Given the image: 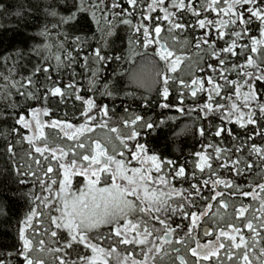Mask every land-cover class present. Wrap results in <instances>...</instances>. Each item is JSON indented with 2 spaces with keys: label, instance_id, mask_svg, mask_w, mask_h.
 Segmentation results:
<instances>
[{
  "label": "trees",
  "instance_id": "obj_1",
  "mask_svg": "<svg viewBox=\"0 0 264 264\" xmlns=\"http://www.w3.org/2000/svg\"><path fill=\"white\" fill-rule=\"evenodd\" d=\"M123 9L132 13L129 16L121 9H115L118 15L111 11H103L104 7H110L112 0H103L101 9L91 8L92 4L100 3V0H83V10H79L81 0H0V264H24L23 256L20 255L23 241L20 238V230L24 228V235L33 242V258L43 261V264H59L61 259L68 261H79V256L83 255L91 258L96 254L90 248H85L83 244H74L72 249L64 247L65 238L68 237V230L61 228L57 230V236L51 237L50 231L55 230L51 225L50 216L60 215L56 211L57 205L51 203L56 199L59 185L63 182L64 170L59 168V163L69 164L74 158L72 150L77 140H68L63 135L59 127H45V137L47 140H34L30 144L23 137L33 135L32 131L23 128L17 123L19 116L31 119L33 108H48L51 115L44 116L45 122L51 120H61L72 123L76 126L88 123L92 127L91 132H85L78 136V140L86 143L84 150L75 149V158L79 159L81 154H88L91 142L99 140L106 144L109 154H113V146L117 151H124L125 157L128 152L123 148L117 139V132H112L116 128L121 137L129 134L132 127L140 131L137 138L140 143L145 144L148 155H156L162 161L172 160L176 167L184 166L185 176L172 179L176 189H183L187 196L191 191L192 183L209 180L208 187H202L201 195L195 197V206L187 200L175 196L172 207L177 204H184L186 212L196 211L200 216L198 226L191 233L188 232L190 217L184 219L181 213L176 212L167 216H161L167 221L169 229H174L172 237L168 243L156 241L157 235L163 236L164 226L149 217H144L147 227L153 231L150 238L162 246L159 254H150V264H197L196 258L191 256L190 247H195V240L200 243H207L209 240L213 244L218 243L217 237L221 228L230 234L229 224L240 228L241 234L245 236L249 245H252L254 233L244 226L246 222L252 221L254 226L259 225L264 218V209L261 208V198L264 193H260L257 185L264 183V161L257 154H250L251 146L264 148V135H260L264 130V117L257 112L256 124L241 127L240 124L222 120L220 112L211 113L205 118L200 111V105L208 103V89L211 85L205 83L204 91L198 86L192 85L193 79H204L212 75L219 83L217 73L224 70L225 76L229 80L242 82L238 74L243 70H253L247 65L246 58L251 56L255 63L264 67V45H257L258 51L252 53V39H264L261 31L264 24L252 18L247 25H228L222 31L221 37L216 28L209 30L201 29L196 25L197 17L192 14L191 9L200 11V18L218 21L227 20L228 17L218 11L207 10L202 7L205 0H184L185 4L191 7L185 10L171 9L177 12L182 23L187 25L184 30H174L170 35L167 31L168 22L163 21V13L159 9L150 13L154 18L152 21H142L140 8L147 12V3L150 0H139L136 9L127 3V0H117ZM223 5L221 4L217 7ZM165 6H169V0H165ZM245 8L247 6H244ZM93 12L95 15H93ZM19 13V14H17ZM161 17L155 21L156 17ZM74 17L73 19H67ZM129 19L131 24H124L122 21ZM244 19L249 20L248 14ZM144 23L151 26L159 23L161 32V42L167 45L176 57L180 58V63L176 71L168 70L169 75V96L165 100L162 96L163 84L156 76L158 71L165 68V63L155 56L156 45H150L147 49L143 47L142 32L135 31V25ZM246 27L247 32L241 37H234L232 33ZM205 32H209L207 39L209 44L201 45L197 48L196 38H204ZM110 33V34H109ZM175 37V39H173ZM235 40L237 47L234 49L235 55L221 53L220 50L231 45ZM187 41V43H185ZM247 45V47H242ZM215 48L221 58L225 59V64L220 65L212 49ZM96 49L101 50V54L112 57L106 64L97 63L93 59ZM61 57L59 67L56 56ZM89 58V66L84 67V57ZM120 57V59H115ZM208 64L217 68V73L208 69ZM232 65H236L233 68ZM36 68H46L49 71L34 72ZM93 72L95 78L93 80ZM32 83L29 84L28 80ZM180 81H183L182 85ZM69 84L74 87H68ZM53 87H60L63 97L52 96L48 90ZM197 88V95L191 96V88ZM259 91L264 92V88ZM106 90L111 92L107 95ZM245 91L242 89V92ZM234 89L231 86H224L220 96L213 93L212 103L230 104L233 101L226 100L225 97L233 95ZM24 93V95H21ZM32 93V96L27 95ZM47 95L45 102L43 97ZM76 95L84 99H94L97 107L106 105L109 112L106 126H99L101 120L86 122L81 116L83 105L82 100L75 99ZM233 100L238 104H243V97H235ZM168 103V108L161 107ZM183 108V111L180 109ZM92 114H96L93 109ZM136 116L142 117L135 126L130 123L125 125V121H131ZM145 121L152 122L154 127L148 129L143 127ZM230 129L232 135L225 131L221 136L213 135L217 128ZM204 129V135H200V129ZM47 143L50 147H63L68 155L56 154L52 159L51 153H45L48 159H44L40 154L35 153L34 145ZM136 141H128L132 147ZM11 148V152L8 149ZM238 148L240 150H238ZM217 149L220 151L217 152ZM201 153L198 157L195 153ZM240 158L253 164L249 170L242 163L239 167V175L231 168L221 167L222 162L229 165L232 161ZM119 158V157H118ZM204 163V170L201 172L199 165ZM39 160V164L36 163ZM135 166H139L133 162ZM211 165V168L208 165ZM52 166L54 171L45 175L47 166ZM168 172L170 166L166 163L162 166ZM35 173V175H32ZM196 174V179H192V174ZM57 180L56 185H52V193L45 191L41 186L42 181ZM220 179L232 183V188H226L223 183L216 188H212V181ZM24 181L23 183L21 181ZM70 187L68 191L79 195L84 189L87 179L79 174L70 177ZM239 185L242 191L252 192L255 189L258 194L244 197L239 194L236 186ZM251 185V187H249ZM99 187L105 186V177L101 175ZM223 193L222 196L211 200L210 196L215 192ZM63 195V194H61ZM204 197V199L201 198ZM44 197H50L45 202ZM221 201L227 207L221 205ZM211 203L209 210L207 204ZM246 206L247 211L244 217L237 218V209ZM35 212L36 215L29 223H26L28 216ZM134 221L136 217H133ZM205 227L210 235H205ZM48 230L46 232L45 230ZM89 235L92 242L98 247L106 250L110 246L117 248V252L123 256L129 249H133L136 260H143L146 246H126L116 243L112 235L111 225H102L98 229L92 230ZM98 237V239H97ZM44 240V250L40 251L39 241ZM183 240V243L179 241ZM225 243V248L219 250V256L203 262V264H243L241 249L232 250V259H228L227 238H221ZM258 244L254 245L256 255L250 254L252 264H258L257 257L259 250L264 247V231L257 237ZM60 248L61 251L54 252L52 249ZM142 248L144 249L142 251ZM250 253L252 249H249ZM154 256V260L152 258ZM103 259V258H102ZM108 264H117L115 254L106 257ZM99 264V261H97ZM130 264V262H129Z\"/></svg>",
  "mask_w": 264,
  "mask_h": 264
},
{
  "label": "snow or ice",
  "instance_id": "obj_2",
  "mask_svg": "<svg viewBox=\"0 0 264 264\" xmlns=\"http://www.w3.org/2000/svg\"><path fill=\"white\" fill-rule=\"evenodd\" d=\"M127 3L132 6L133 9L137 8L139 0H127ZM221 4V0H205L202 5L205 11L213 10L218 11L228 17L227 20H219L217 27V21L207 20L206 18H200V11L192 8V14L197 17L196 25L201 29L216 28L217 33L222 37L225 29L229 24L237 25L239 22L240 25H247L252 18L259 20L264 24V0H223V5L217 7ZM103 5V0H100V3L92 4L91 8L101 9ZM244 6H247L246 8ZM83 0L79 10H83ZM190 5L185 4L184 0H169V6H165V0H150L147 3V12L144 11V8L141 7V20L142 21H152L154 18L150 15L151 12L159 9L163 13L162 20L168 22V33L171 35L174 30H184L187 25L182 23L177 15V12L171 11V9L185 10L190 8ZM121 9L122 12H126L129 16L132 15L127 9H123L122 6L117 2V0H112L110 7H104L103 11H111L114 15L119 13L115 12V9ZM19 14V13H17ZM245 14H248L249 20L244 19ZM93 15L95 13L93 12ZM74 17H68L67 19H73ZM161 17H156L155 21H159ZM124 24H131L129 19H124L122 21ZM136 32H142L143 34V47L147 49L150 45L155 44L156 49H154V55L158 59L165 63V68L156 73V76L162 81L163 91L162 96L167 100L169 96V75L168 70L172 72L176 71L177 65L180 63V58L174 57L173 51H171L167 45V42H161V32L162 28L159 23H153L150 27L145 26L144 23L138 22L134 26ZM247 32V28L243 27L239 31H234L232 35L234 37H241ZM110 34V33H109ZM209 32H205L204 38H196V47L199 48L201 45L209 44L207 36ZM261 36L264 37V30L261 31ZM175 39V37H173ZM252 39V47L250 51L256 53L258 51L257 45H264V39ZM187 43V41H185ZM237 47L235 40L232 41L231 45L220 50L221 53H230L235 55L234 49ZM242 47H247L244 45ZM212 55L215 56L220 65L225 64V59L221 58L217 53L215 48L212 49ZM93 59L97 63L106 64L112 57L107 56V54H101L100 49H96L93 53ZM115 59H120V57H115ZM58 62L57 66L61 61V57L56 56ZM247 65L251 66L253 70H243L244 66H239L242 71L238 73L241 78V81L229 80L225 74L224 70L221 69L217 73V68L212 64H208V69L213 73H217L220 80L224 81L222 85L215 79L212 75L207 76L204 79H193L191 81L192 85L198 86L201 91H204V85L207 83L211 85V88L208 89V103L200 105V111L204 113L205 118L209 114L220 112L221 119L227 120L229 122L233 121L240 124L241 127L246 125L256 124L255 119L256 113L258 112L260 116L264 117V92L259 91L258 84L260 88H264V67L256 64L254 59L251 56L246 58ZM89 66V58L84 57V67ZM233 68H236V65H232ZM45 72L49 70L46 68H36L34 72ZM95 72H93V80L95 78ZM28 83L31 84L32 81L29 78ZM183 85L184 82L180 81ZM224 86H231L234 89L233 95L235 97H243V104H238L233 100V95H228L225 97L226 100L233 101L230 104L225 103H212L213 93L216 96H220L221 90ZM68 87L72 88L74 85L69 84ZM242 89L245 91L242 92ZM48 94L52 96H61L63 97V92L60 87H53L48 90ZM107 95H111V92L106 90ZM24 95V93H21ZM27 95L32 96V93ZM197 95V88H191V96L195 97ZM44 101H47V95L43 97ZM75 99L82 100L83 105L86 107L82 108L81 116L86 122H93L97 120V116L101 117L99 126L105 127L106 120L105 117L108 116V108L106 105H101L97 107L94 99L88 98L84 99L79 95H76ZM170 105L164 103L161 105L163 108H168ZM96 109V114L93 115L92 111ZM184 109L181 108L180 111ZM51 113L48 108H33L31 110V119H26L23 115L19 116L17 123L22 125L23 128L29 129L32 131L33 135L23 137V139L28 140L30 144H33L34 140H47L45 137L44 129L45 127H59L63 132V135L67 137L68 140H77L74 149L72 150L73 159L69 164H64L63 162L59 163L58 167L63 169V182L59 185V191L56 193V199L51 200V203L57 205L56 211L60 215L50 216L51 225L54 226L55 230L50 231L51 237L55 238L57 236V230L64 228L68 230V237L65 238L64 247L72 249L74 244H83L85 248H90L93 253L96 255L89 258L80 255L79 261L82 264H108L106 257H111L115 254L117 259V264H147L150 254H159L163 249L162 246H158L156 242L150 238L153 236V231L149 230L144 220V217H149L152 220L157 221L159 224L164 226L163 236L157 235L156 241H163L168 243L172 237L174 229H169L167 221L162 219L161 216H167L172 213L179 212L181 213L184 219L190 217V226L188 232L191 233L198 226L197 222L200 219V216L203 213H197L196 211L186 212L184 210V204H177L176 207H172V201L175 196H180L181 199L187 200L190 204L195 206V197L201 195L202 187H208L209 180L205 179L202 182L192 183L190 185L191 191L187 196L184 195L183 189H176L172 181L168 178V175L171 174L172 179L185 176L184 166L176 167L174 161L167 160L162 161L156 155H148L147 148L145 144L140 143L137 139L141 133L136 130L135 127H132L129 134L125 137H121L116 128H112V132H117V139L120 141L124 149L127 150L128 156L125 157L124 151H117L115 146H113V154H109V150L106 144H102L99 140L91 142L92 146L88 154H81L79 159L75 158V149L84 150L86 148V143L83 140H78V136L82 135L85 132H91L93 129L90 124H80L76 126L72 123L61 121V120H51L50 122H45L42 117L50 116ZM142 120V117L136 116L130 122L125 121V125L128 126L129 123L132 126L137 124V121ZM143 127L152 129L154 124L152 122L145 121ZM227 131L228 135H232L230 129H225L223 127L217 128L213 135L219 137L223 132ZM260 135H264V130H261ZM200 135H204V129H200ZM128 141H136V143L129 147ZM238 150H240L238 148ZM11 152V148L8 149ZM35 153L40 154L44 159H48L47 156H44L45 153H51L52 159L56 158V154L60 153L61 155H68L65 152L63 147L56 146L50 147L47 143L43 145H34ZM220 150L217 149V152ZM250 154H257L258 157L264 161V148L257 147L256 145L251 146ZM196 156L200 157L201 153H195ZM119 157V158H118ZM139 165L135 166L133 164ZM36 163L39 164V160H36ZM167 164L169 167L168 172H165L163 165ZM244 164V167L251 169L253 167L252 163L247 161H242L239 157L232 161V164L229 165L226 162L221 163V167L228 168L231 167L237 175L240 174L241 169L240 165ZM69 167L72 171L69 172ZM201 172L204 170V163L202 158V163L199 165ZM211 168V165H208ZM54 169L52 166H47L45 170V175L53 173ZM81 175L87 179V183L79 193L76 195L68 191L70 187V177L72 175ZM105 177V186L99 187L101 183V175ZM35 175V173H32ZM192 179H196V174H192ZM24 182L23 180L21 181ZM223 183L226 188H232L233 185L229 181L216 179L212 181V188H216L219 184ZM57 180L53 179L49 181H42L41 186L45 191L52 193V185H56ZM251 187V185H249ZM260 193H264V183L257 185ZM237 191L240 195L244 197L253 196L256 198L258 195L253 189L252 192L242 191L239 185L236 186ZM63 194V195H61ZM223 193L217 191L214 195L210 196L211 200H215L217 197L222 196ZM202 199L204 197L201 196ZM45 202L50 200V197H44ZM223 207H227V204L221 201ZM212 207L211 203L207 204V208L210 210ZM261 208L264 209V198H261ZM247 211L246 206H241L237 209V218L244 217ZM36 215L33 211L27 218L26 223H29L31 219ZM133 217H136L135 221ZM261 219V223L258 226H254L252 221L245 223V227L249 232L254 233L252 237V245H249L248 241L245 239V236L241 234V229L229 224L228 227L231 228L230 234L225 229L221 228L219 230V236L216 238L218 243L213 244L209 240L205 244H201L199 240H195V247H190L189 251L191 256L196 258L197 264H203V262L211 260L213 257L219 256V250L225 248V243L221 238H227L228 241V259L231 260L233 257L231 255L232 250L241 249L243 247L242 260L243 264H252L250 259V254L255 256L254 245L258 244L259 241L257 237L261 236V231H264V218ZM102 225H111L112 226V235L116 239V243L126 246H146V252L143 260H136L133 255V249H129L123 256L117 252V248L110 246L109 249L103 247H98L97 243L92 242L93 238L89 233L98 229ZM48 232V230H45ZM205 235H210L206 232ZM20 238L23 241L22 250L20 255L23 256L24 264H43V261L33 258L31 253L33 251V242L31 239H28L24 235V228L20 230ZM98 239V237H97ZM183 243V240L179 241ZM40 251L44 250V240L39 242ZM252 249L251 253L249 249ZM144 249L142 248V251ZM51 251L59 252L60 248L52 249ZM103 258V259H102ZM154 260V256H152ZM258 264H264V247H261L259 250V256L257 257ZM59 264H69L68 261L61 259ZM71 264H77L76 261H72ZM181 264H185L181 260Z\"/></svg>",
  "mask_w": 264,
  "mask_h": 264
},
{
  "label": "rangeland",
  "instance_id": "obj_3",
  "mask_svg": "<svg viewBox=\"0 0 264 264\" xmlns=\"http://www.w3.org/2000/svg\"><path fill=\"white\" fill-rule=\"evenodd\" d=\"M68 170H69V172H71V171H72L71 167H69ZM72 176H73V175H72ZM202 244H205V243H202ZM147 264H150V259H148Z\"/></svg>",
  "mask_w": 264,
  "mask_h": 264
},
{
  "label": "water",
  "instance_id": "obj_4",
  "mask_svg": "<svg viewBox=\"0 0 264 264\" xmlns=\"http://www.w3.org/2000/svg\"><path fill=\"white\" fill-rule=\"evenodd\" d=\"M207 232V227H205V233Z\"/></svg>",
  "mask_w": 264,
  "mask_h": 264
}]
</instances>
